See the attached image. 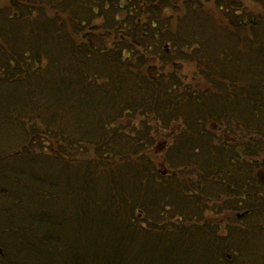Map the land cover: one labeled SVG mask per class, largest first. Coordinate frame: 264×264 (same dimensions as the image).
Returning <instances> with one entry per match:
<instances>
[{
    "label": "trees",
    "instance_id": "trees-1",
    "mask_svg": "<svg viewBox=\"0 0 264 264\" xmlns=\"http://www.w3.org/2000/svg\"><path fill=\"white\" fill-rule=\"evenodd\" d=\"M263 153L264 0H0V264H264Z\"/></svg>",
    "mask_w": 264,
    "mask_h": 264
},
{
    "label": "rangeland",
    "instance_id": "rangeland-1",
    "mask_svg": "<svg viewBox=\"0 0 264 264\" xmlns=\"http://www.w3.org/2000/svg\"><path fill=\"white\" fill-rule=\"evenodd\" d=\"M194 1H197V0H194ZM242 1L244 3H246V0H242ZM202 9L209 11L208 7H202ZM209 13H212L214 16H216L215 13H213L211 10L209 11ZM184 66H185L184 69L179 72V76L184 78V80L187 77L191 78V76H194V77L198 76L199 74L197 73V70L205 71V70L199 69V67L194 65V63H190V62H188ZM205 74H206V72L204 73V75ZM200 84L205 85V82L200 80ZM207 104H209V102ZM139 120H140V118L137 116L134 117V120H130L128 118H123V121H122L123 126L122 127L128 131V130L133 128L132 127L133 125H135V124L138 125ZM177 126L178 125H173L172 128L175 129V127H177ZM136 127H138V126H134V128H136ZM156 127H158V126H156ZM156 127L149 121L148 124L140 125L137 128L136 133H143L140 131L142 129L148 128V135H152V137L154 138V141L152 143L151 148H149V151L147 153L151 154V156L153 155L157 159L156 166L158 167V169L160 171H162L163 173H167L168 170H166L167 165L165 164V162L163 160L164 159L163 153H164L165 149L169 145H171V144H169V142L171 140V137L174 136L175 132L173 131V135L168 134V136H166L167 135L166 132L170 133L171 132L170 130L159 131ZM179 128H180V126H179ZM90 157L91 156L89 154H87L85 156V158H90ZM84 162H86V161L84 160ZM180 170H181L180 171L181 176L187 178L186 181L191 184L192 189L193 190L195 189L197 191V194H201L199 198L206 205L208 204L206 207L204 216H205V222H207L209 226H211L213 229H217L218 232H220L222 234L225 232V227H227L229 225H230V227H234V226L236 227V225H238L237 224L238 222L236 223V221L233 220V218H235V215H234L235 211L231 213V211L227 210V208H225V207L222 208V210L218 209L217 211H214L215 207H213L211 205L212 203H211V201H209V198L207 197V195L200 193L201 189H200L199 182H198V174L191 167L190 168L189 167H183ZM251 170H252V174L254 175V177L259 179L260 182L264 179V153L262 154V157L256 161V166H252ZM212 188H213V190L217 189L215 186H213ZM214 202H218V201H214ZM211 207H213V208H211ZM218 211H220L221 213L218 214L217 213ZM241 224H242V222H239V225H241ZM0 260H1V257H0Z\"/></svg>",
    "mask_w": 264,
    "mask_h": 264
}]
</instances>
